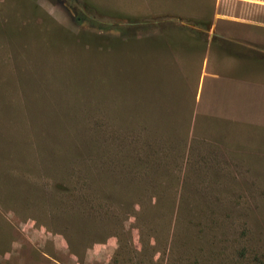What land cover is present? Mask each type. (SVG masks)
Returning <instances> with one entry per match:
<instances>
[{
  "label": "rangeland",
  "instance_id": "374dc122",
  "mask_svg": "<svg viewBox=\"0 0 264 264\" xmlns=\"http://www.w3.org/2000/svg\"><path fill=\"white\" fill-rule=\"evenodd\" d=\"M212 2L214 19L224 20L216 23L217 33L253 44L254 56L264 57L260 50L264 49V0H0V83L7 81L0 84V134L50 150L60 133L87 127V121L96 118L88 105L89 79L95 81L93 72L104 67V60L97 59L100 53L88 46L92 35H108V22L122 23L112 20L115 16L142 22L158 15L199 17ZM231 77L211 78L204 82L202 93L200 85L197 90L189 148L181 164L172 167L173 185L187 184L185 203L191 209L180 216L182 228L175 229L174 248L166 260L155 253L158 264H264V68ZM68 83L76 90L65 89ZM203 112L218 117V124H203ZM68 119L70 124H56ZM81 130L86 132L83 128L78 133ZM24 172L50 177L46 171ZM4 173L10 178L0 185V220L6 227L0 225L7 228V250L0 251V264H148L149 251L142 249L139 254L143 238L139 239L136 226L154 222L151 210L144 209L137 220H121L131 244L122 245L117 254L113 234L120 231L106 234L110 229L101 226L104 218L83 231L73 229V223L55 209L57 200L65 198L52 190L36 195L30 182L21 183L10 171ZM73 178L66 182L77 181ZM36 183L41 189L46 181ZM34 195L41 202L31 210L24 202ZM163 217L159 219L162 238ZM188 221L203 228L187 226ZM2 236L0 231V242ZM94 238L101 239L92 242ZM130 247L138 253L130 252Z\"/></svg>",
  "mask_w": 264,
  "mask_h": 264
},
{
  "label": "trees",
  "instance_id": "16d2710c",
  "mask_svg": "<svg viewBox=\"0 0 264 264\" xmlns=\"http://www.w3.org/2000/svg\"><path fill=\"white\" fill-rule=\"evenodd\" d=\"M213 6L214 3H210L206 13L203 12V16L199 17L161 15L149 17L150 22L125 16L113 17L112 20L122 23L108 22L105 26L108 35L95 34L92 35L93 40H88L91 51L100 53L97 59L104 60V67L93 72L96 75L95 81L89 79L88 86V105L96 118L87 121V127H76L72 134L67 130L62 131L61 138L57 139L50 150L36 143L25 145L22 138L17 142L11 136L0 134V185L8 183L6 178H10V174L4 171H10L12 178L21 183L30 182V187L36 189V195L52 190L56 196H62L65 199H58L55 209L63 218L70 220L69 223H73V229L83 231L82 228H87L94 220L104 218L106 223L101 226L110 229L106 234L118 229L123 236L121 239L120 234H113L117 239V254L122 245L131 244L130 233L121 220L127 217L137 220L139 213L149 209L154 213V222L147 221L136 226L139 239L143 238L139 254L142 249L149 251L148 264H158L154 259L155 253H160L163 260H166L167 253L174 248V231L182 228L180 216L191 209L190 203H185L187 184L175 186L172 182L176 178L173 164H181L189 148L187 139L191 122L183 110L168 114L165 107L158 106L160 102H167L166 93L162 91L163 85L153 84L158 82L157 76L153 78L147 71L138 68L136 52L131 48L135 47V38L141 30L149 32L154 27L170 42L192 41L196 47H200L208 37L211 52L223 57L234 56L240 66L248 69L264 68V57L254 56L256 47L253 44L234 37L235 41L223 33H217L216 23L224 20L214 19ZM122 46L125 50L128 48L126 52H115ZM69 85L65 89L76 90V87ZM70 123L68 119L56 124L61 127ZM83 128L86 132L81 130L82 134L78 133ZM30 151H35L36 155L32 156L28 153ZM15 166L18 170H12ZM26 169L46 171L50 177L24 174ZM71 177L77 181L66 182ZM40 180L46 181L41 183L42 190L35 187L38 186L36 181ZM36 195L24 202L27 203L24 205L32 206L31 210L41 202ZM104 195L109 197L105 198ZM162 195L166 196L165 200ZM114 197L119 199L115 201ZM115 202L114 206L110 205ZM187 208L189 211H186ZM161 216H164L163 238L159 234ZM195 225L203 228L199 222H187V226ZM6 230L0 225V231L3 232L0 251L3 252L7 250ZM59 230L67 243H70L66 233ZM99 239L94 238L92 242ZM129 251L138 253L131 247Z\"/></svg>",
  "mask_w": 264,
  "mask_h": 264
},
{
  "label": "crops",
  "instance_id": "0c3cea01",
  "mask_svg": "<svg viewBox=\"0 0 264 264\" xmlns=\"http://www.w3.org/2000/svg\"><path fill=\"white\" fill-rule=\"evenodd\" d=\"M241 26L252 27L249 25ZM140 33H143L142 37H140ZM140 33L135 38V47L131 49L136 52L138 68L141 71H147L153 78L157 76L158 82L153 84L163 85L162 91L166 93L167 102H160L158 106L165 107L169 112L168 114L176 110H183L185 117H189L190 122L192 115L196 113L198 102L196 94L199 85L202 93L204 82L211 78L232 79L231 76L241 77L242 71L248 75L250 73L255 74L257 69L240 66L234 56L223 57L216 52H211L208 37L200 47H196L192 41L180 40L183 42H179L173 40L174 42H170L169 38L165 37L158 29L155 28L154 30V27L150 28L149 32L141 30ZM123 49L122 46L115 52H126L128 48ZM235 52L239 54V51L236 50ZM245 52L248 53L246 50ZM104 58H107L106 55ZM226 64L229 66L227 69ZM250 78L253 79V77ZM204 114L203 112V124L209 127L218 124V117H208Z\"/></svg>",
  "mask_w": 264,
  "mask_h": 264
}]
</instances>
